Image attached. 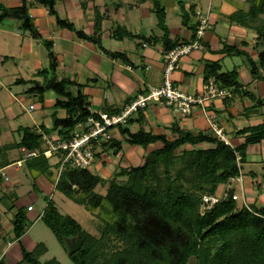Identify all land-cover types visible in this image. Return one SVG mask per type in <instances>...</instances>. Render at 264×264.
Segmentation results:
<instances>
[{"label": "trees", "instance_id": "trees-1", "mask_svg": "<svg viewBox=\"0 0 264 264\" xmlns=\"http://www.w3.org/2000/svg\"><path fill=\"white\" fill-rule=\"evenodd\" d=\"M20 1L19 7H6L0 2V24L9 17L18 19L21 22L20 30L28 31L32 39L41 42L45 48L49 70L43 69L36 73L37 77L44 78V82L41 84L23 79L14 82V85H30L25 93L36 94L38 101L43 103L44 85L47 79L55 74L57 60L52 42L43 40L32 24L26 6L27 0ZM58 1L63 0L33 2L36 6L45 8L61 29L75 33L79 40L96 44L108 58L122 60L131 65L126 54L111 52L101 47V23L104 16L101 17L99 9H92L93 31L91 34H85L72 22L59 17L55 9ZM87 2L83 0L80 3L83 12L86 11ZM246 3V9L237 8L226 18L231 24L254 34L255 39L251 46L257 60L248 58L244 51L249 41H242L238 45H227L223 42L218 53L246 57L250 73L255 79L264 82V0H246ZM156 7L157 11L164 12L160 4ZM190 9L193 11L192 16H196L195 8L190 6ZM25 14L28 15L27 19L21 20L20 17ZM183 22L191 31L188 40L171 38L164 23L159 24L163 27V35L150 37L152 43L161 45L162 57L178 46L194 41L201 44L202 38L197 39L196 35L198 20L189 24L188 20L183 18ZM110 31L111 38L117 41L124 38L138 39L125 27L111 28ZM144 44L140 41L136 47ZM7 59L5 57L2 62ZM203 63L204 82L213 78L221 89H234L235 94L242 93L243 98L254 97L248 93L243 94V86L238 82L236 70L222 72L218 62ZM69 86L77 88L76 94H72ZM80 86L69 79L54 81L50 88L57 95L53 107L65 110V117L57 118L53 114L50 129L43 125L38 131L22 127L19 131L20 141L0 149V155L14 148H24L25 152L39 151L36 157L24 160L32 176L43 175L50 181L52 179L55 189L68 199L89 212L99 210L104 215H97L100 220L97 227L99 236L95 237L82 232L77 221L60 214L51 200L46 203L39 218L60 243L66 247V239L77 235L81 237V248L69 255L74 264H188L191 259L195 264H264V206L249 207L245 204L238 208L234 198L235 189L233 186L229 187L231 181L239 176L243 175L252 181L256 178L254 173L242 174V169L246 163L248 148L264 141V122L249 124L236 130L235 135L243 136L244 141L231 147L218 139L209 128L194 132L172 124L168 129L171 135L154 134L151 130L144 129L143 110H139L127 119L124 126L118 125L115 128L118 129L119 135L127 137L126 141L132 146L147 148L159 143L161 147H154L147 154L154 158L153 163L118 167L112 174V179H104L93 174L90 169L76 170L65 166L56 178L54 169H58L64 154L56 153L57 161L50 164L49 159L43 155V137L55 132L59 140H69L77 126L94 115L90 111L89 99L80 91ZM234 92H229L230 97L222 102H228ZM138 93L144 94L142 91ZM257 103L264 104V99ZM212 105L213 103L207 107L209 112H214ZM103 110L108 114L121 112L119 108L105 107ZM136 123L139 128L131 132L130 126ZM205 144L208 146L205 147ZM185 146H190V149H185ZM120 148L121 142L111 135L108 141L100 145V152L96 153V157H100L101 153L109 149L117 153ZM180 149L181 153L177 154L176 151ZM9 164L7 160H0V169ZM123 177L126 179L122 182L116 180ZM106 185L104 195L95 190L98 186ZM222 185L228 186L229 189L217 203L207 208L203 204V197L214 196ZM256 185L259 187V184ZM25 219L21 211L16 212L12 219L15 240H19L27 231ZM46 252L47 248L42 243L37 244L31 252L22 247L21 259L17 264H60L54 260L40 262L39 257ZM0 264L6 263L0 260Z\"/></svg>", "mask_w": 264, "mask_h": 264}, {"label": "rangeland", "instance_id": "rangeland-1", "mask_svg": "<svg viewBox=\"0 0 264 264\" xmlns=\"http://www.w3.org/2000/svg\"><path fill=\"white\" fill-rule=\"evenodd\" d=\"M17 1V2H16ZM83 0H67L66 3L63 1H58L56 3L55 9L57 13L59 14V17L62 19H66L77 27L78 30H83V25L86 26L84 19H79V15H85L84 12H82V8H79L80 3ZM86 9H88V16L87 18H91V21L93 20V11L92 9H99L100 15L108 17H111L110 23H101L103 24V27L105 29V26H109L111 28L115 27H125L128 32L143 35H148L147 37L152 36H158L161 37L164 33L163 27L159 25L160 23H164V26H166V29L171 32L172 34H182L185 31L190 33V29L184 26L183 18H186L189 22V24L193 23V11H191L190 6L193 5V3L198 4V8L203 9L204 14L207 11L209 1L208 0H201L198 2V0H87ZM216 0H213L210 4L212 9H216L219 4L215 2ZM0 2L7 7L17 6L20 5L21 1L18 0H0ZM69 4V5H67ZM70 4H72L70 6ZM160 4L161 7L164 9V12L157 11L156 5ZM196 6V7H197ZM195 8V6L193 5ZM42 8L43 11L45 8ZM84 8V6H83ZM196 13V12H195ZM39 15V13H38ZM78 17V18H76ZM198 17V16H197ZM9 20V21H7ZM42 20L41 17L37 18V21ZM52 22L54 18H51ZM32 24L34 25L33 20ZM208 22V21H207ZM40 23V22H39ZM5 26L7 25H16L18 27L21 26V22L18 19L15 18H6L3 22ZM41 23V25H43ZM110 24V25H109ZM209 25V23H208ZM36 27V24L34 25ZM47 31L48 34L51 33V36L54 35V38L52 39L56 46H59L60 43V36H59V29L54 23H49L48 21L45 22V26H43ZM185 28V29H184ZM21 32L24 33V37H28L31 39V41L34 44V49L39 50L45 48L41 44V42L32 39L30 33L28 31L21 30ZM219 34H221V30L218 31ZM251 33V32H249ZM48 34L43 36V40H49ZM111 34L110 30H107V35H103V41L102 45L106 49H111L113 51H118L123 54H126L129 60L132 63H137V54L136 50L134 48L135 43H140L141 40L133 39V38H124L122 41H117L109 37ZM205 32L203 33L204 36ZM252 34V33H251ZM226 35V33L224 34ZM154 36V37H155ZM202 36V37H203ZM22 37H14V35H9L8 33H4L2 30H0V60H3L5 57L8 59L6 62L0 64V77H3L4 75L5 80H3L1 87H5L8 84H11L10 81H14L15 78H23L25 80L34 79L31 75L34 71V67L36 66V71H42L43 69L49 70V60L48 64L44 65V61L40 62L42 63L41 67H39V61L37 62H26L25 66L23 65L24 59L23 54L20 55L19 53V46L18 43L21 40ZM247 40V38H246ZM52 42V41H51ZM88 47H92L93 43H87ZM159 43L149 44L147 45L148 50H152L157 54L158 60L161 58V54L157 51V47H159ZM251 42H248V48L247 51L250 54V57L253 58L254 61L257 60V56L255 55L252 50ZM95 47H93L95 50H99L100 48L94 44ZM57 47H54L53 52L58 49ZM57 48V49H55ZM193 50L192 52H194ZM91 55V52H87ZM99 53V52H98ZM155 53H153V57H156ZM87 55V56H90ZM106 56V55H104ZM186 56H183L180 58L183 59ZM42 60H45L44 56L41 57ZM44 58V59H43ZM47 60L45 61V63ZM160 62V61H159ZM208 62H214V61H208ZM218 62L221 65V71L222 72H230L232 70H236L238 72V82L240 85L243 86V94L248 93L251 94V97L253 98H243L242 93L235 94L234 89H228V92H234L233 99L238 103L237 105L240 106L238 108L236 106V109L238 110V117H233L227 122L226 131L229 134L230 139H236L238 141H244L243 136H237L231 133V124L233 123L235 126H239L244 123L248 126V123L251 124H258L264 122V104L259 105L257 102L264 98V96H260L259 94V82H262L261 80L255 79L253 75L249 71V64L247 61V58L244 56H224L223 60L221 61H215ZM117 65H125L126 63L122 60H116ZM35 65V66H34ZM24 67H28L27 70H24ZM27 72V73H26ZM26 73V74H25ZM36 73V72H35ZM57 76L61 74L62 72L60 70H56ZM126 74H130L131 72ZM140 72L137 73L139 75ZM87 75V74H86ZM52 76V75H51ZM51 76L49 78H51ZM195 76H198V74H195ZM68 77V75L66 76ZM89 84L88 85H94V88L97 89V92H100V95L98 98L102 100H105L108 105V107L117 105L121 106L122 100L125 99V97L128 95H125L120 89L117 88V83L113 81L111 78H107L106 80H99L97 84L94 82H91L93 77L89 76ZM35 78L39 79V82L42 84L44 82V78L42 76ZM48 78V79H49ZM114 78H117L114 77ZM47 79V80H48ZM87 82V81H86ZM85 82V83H86ZM94 83V84H93ZM264 83V82H263ZM81 85L79 87L80 91L84 93V88ZM30 86H20V85H14L12 87V97L15 95L18 96L16 99V103L11 106L12 113L14 114V118L10 117L8 109L4 106L0 105V130L5 131L8 129V127L12 128V126H23V127H30L32 126L31 118L39 117V112L45 113L44 115L49 116L50 111L53 107V103L55 102V99L57 97L56 93L54 91H47L45 93V102L40 103L38 101V96L32 92L25 93ZM183 86H180L179 89L183 90ZM69 90L72 92V94H76L77 88L69 86ZM185 91V90H184ZM138 93H135V95ZM87 95V94H85ZM129 96V95H128ZM88 97V96H87ZM97 97V95H96ZM11 100V103L13 104V100L8 97ZM88 99H90L88 97ZM216 102V101H215ZM214 102V103H215ZM32 105L35 107V112H27V107L29 105ZM91 108V107H90ZM221 108V107H220ZM104 109V106H103ZM163 114L165 118H169L170 120V126L172 124L177 125L181 129H188L193 130L192 127V119H180V116L177 115L172 108H164ZM196 110V109H194ZM213 114V112H209L206 108L205 114ZM202 114V113H200ZM258 114H262L258 119L256 118ZM31 117V118H30ZM196 120L194 122H197L198 124H202L205 121V118L203 115H198L195 117ZM207 119V118H206ZM220 125V124H219ZM190 127V128H189ZM139 126H130V131L135 132ZM145 130H148L146 127H144ZM152 129V128H151ZM157 129V128H156ZM169 128L165 129L164 135L169 136L171 135ZM222 129V128H221ZM158 131H160L158 129ZM155 130V132H158ZM199 130H196V132ZM209 131H212L211 129ZM112 137L117 139L121 142V148L119 152L115 153L113 150L109 149L106 150L104 153H101L100 157H97L96 162L92 165L90 171L93 174H96L104 179H112L113 173L117 170L119 167H129V166H139L143 164L146 160L147 154H149L153 148H159L161 145L155 144L154 146L151 145L147 148L138 147V146H132L130 145L126 139V136L119 135L117 128H112L110 130ZM213 132V131H212ZM54 133V132H52ZM223 133V130H222ZM222 133L220 135H222ZM19 134L14 133V139L18 141V138L20 137ZM223 136V135H222ZM225 136V135H224ZM223 136V139L226 138ZM227 140V139H226ZM228 144L230 143L229 140L227 141ZM203 146V145H201ZM205 147L208 146V144L204 145ZM185 149H190V146H185ZM181 149L176 151L177 154L181 153ZM54 173L56 174V169H54ZM247 173H254L256 174V178L253 180V184H251L247 181L248 188H251L253 192L255 193V197H250V192L246 194L247 200H245L244 196L241 195V192L239 190L240 181L243 180L242 177H238L236 179H233L231 181V184L229 187L233 186L235 191L238 192V195L234 193L235 200H237V207L240 208L242 205H247L249 207H263L264 206V141L253 144L249 147L248 156L246 159V163L243 164L242 174ZM20 179L22 180V183L20 185H17V193L19 194L17 197L19 198H12V196H8V192H4V190L0 191V219L1 221L7 220V219H13L16 212L21 211L23 215L25 216V226L26 230L29 229V233L27 234L28 242H24V249L28 252H31L35 248V246L39 243L44 244V246L47 248V252L39 257L40 262H45L49 260H54L56 262H59L60 264H74L69 255L67 254L66 247L64 244L60 243V241L56 238V236L45 226V224L41 221L39 216L41 215L44 207L46 206V203L48 201H52L56 208L58 209L59 213L68 216L72 218L73 220L77 221L79 225L81 226L82 232L85 234H91L95 237L99 236L98 232V225L100 224V220L97 215L103 216L99 212V210H96L94 212H89L84 209V207L74 203L70 199H68L63 193L59 192L55 189V184L47 179V177H44L43 175L35 177L26 174L25 171L20 170L19 171ZM55 176V175H54ZM241 178V179H239ZM126 178H117L116 180L119 182L124 181ZM21 182V181H20ZM259 184V187L256 185ZM106 187H97L95 190L104 195L106 192ZM228 186L222 185L218 188L215 196L218 198H222L226 191L229 189ZM17 200H16V199ZM256 198V199H255ZM16 201V202H15ZM15 203V204H14ZM31 205V207L34 209L32 212L27 211V206ZM15 206V207H14ZM11 241L15 242L8 251L2 257L3 262L6 264H17L18 261L21 259V248L22 245L20 243H17L15 241L14 235L12 234L9 236ZM30 245L26 247L27 245ZM0 246L2 249H5L6 242L3 239H0ZM188 264H195V261L191 259Z\"/></svg>", "mask_w": 264, "mask_h": 264}, {"label": "crops", "instance_id": "crops-1", "mask_svg": "<svg viewBox=\"0 0 264 264\" xmlns=\"http://www.w3.org/2000/svg\"><path fill=\"white\" fill-rule=\"evenodd\" d=\"M33 1L34 0L26 1V6L28 8V15L32 18L34 25L36 24V29L40 33L41 37H43L48 34V31L43 27L45 26V22L48 21L49 23H54L56 25L55 19L52 22L51 18H54V17L48 15L46 9L43 11L42 8H39L38 6H36ZM66 1L67 0H64V3H66ZM200 1L201 0H198V2ZM208 1H209V4H208L209 6L205 14H204L203 9L198 8L197 6L198 4L193 3V5L195 6V12H196V16H194L192 20L193 23L197 21L198 15L205 16L209 23L208 28L205 31V34L201 39V47L198 50L191 52L185 58L179 60L178 68L170 76V79L172 83L175 85V87H177L179 91L185 94H194L201 89L204 83L203 81L204 63L203 62H208V61L215 62L218 60L219 61L223 60L225 55L218 53V51L222 48L223 42L227 45H238L242 41H249L253 45L254 39H255V36L253 33L251 34L245 29L237 25L231 24L226 18L227 16L234 13L237 8L246 9L247 8L246 0H216L215 2L219 4V6H217L216 9H212L210 6L213 0H208ZM71 5L72 4H70V6ZM19 6L20 5L12 6V7H19ZM79 8H80V5H79ZM86 10L87 11L84 12L85 13L84 17L81 13V15H79V18L78 17L76 18H78V20L84 19L86 26L83 25L84 29L82 31L85 34H91L93 31V21H91V18H87L89 17L87 15L89 11L88 9ZM40 17L42 20L37 21V18H40ZM110 19L111 17L107 18V16H105V19H103L102 23L103 24L107 22L110 23ZM3 22L0 24V30H2L4 33H8L9 35H14V37H22L18 43V46L20 48L19 49L20 55L23 54V59H24L23 65L24 66L26 62L35 63L39 61V67H41L42 63L40 62V59L41 61H44V65L48 64L46 50L39 49L35 51L34 44L31 41V39H29L28 37H24V33L21 32L18 26L16 25L5 26ZM43 22L44 24L41 25V23ZM103 24H102V32H103L102 41H103V35H107V30H111V27L109 26H105V29H104ZM220 30H221V34H219L218 32ZM225 33L226 35H224ZM141 35L142 34H137L135 36H137L139 39V36ZM59 36L61 39H60L59 46L57 47L56 43L52 40L54 38V35L51 36V33L48 34L49 41H52L53 49L54 47L58 48V49L55 48L57 49L56 52L54 51V54L57 60V67L55 69V74H54L56 76L55 81H60L62 79H69L70 81L75 82L78 85H83L82 87H85L83 89L84 93L87 94V96L90 98L89 99L90 107H91L90 111L92 113H95L98 111L105 112L103 110V106L105 108V107H108V105H106L107 103L105 102V100L101 101V99L98 98L100 95V92L99 91L97 92V89L94 88V85H88L89 84L88 81L90 78L89 76L93 77L90 80H92L91 82H94L95 84H97L100 79L106 80L107 78H111L113 79L114 82L117 83V88L120 89V91L125 93V95L127 94L129 95V96L127 95L125 99L122 100L121 106L114 105V106L109 107L112 109L119 108L120 110H122L128 104L127 102L128 99L131 100L132 98H135L138 95L142 94V93H138V91L139 92L142 91L143 93H146L150 88H158L162 85V81H163L162 56H160L161 58H159L158 60L157 54L154 51L147 49L148 48L147 45H149L148 43H145L144 45H141L140 47H136L137 43L134 44V48L136 50V54L138 58L136 60L138 63L137 66H135L136 62L132 63L131 61H130L131 65L125 64L123 66V65H117L116 60H112L108 58L107 56H104V53L102 52L101 49L100 51L95 50L93 48L95 47L94 44L92 47H88L87 43H90V42L79 40L76 37L75 33L70 32L67 29L60 28ZM143 36L147 37L148 35H143ZM109 37H111V34L109 35ZM170 37L171 38L179 37L184 40H188L190 38V33L185 31L182 34H177V33L172 34L170 32ZM148 38H150V36ZM102 41H101V47H104L102 45ZM158 46L159 47H157V51L161 54L162 47L161 45H158ZM247 48H245L244 51L247 54V56L250 57V54L247 51ZM106 50L115 52L111 49H106ZM87 52H91V55L88 54ZM153 53H155L156 57H153ZM87 55H90V56H87ZM255 55L256 54L254 53V57ZM43 56L45 60H42L41 57ZM250 59L253 60V58H250ZM46 60L47 62L45 63ZM1 62L2 60H0V64ZM27 68L28 67H24V70H27ZM34 68L35 69L31 74L34 79H30V80L39 82V79L35 78L36 73L38 72L39 69H37L36 71V66ZM57 69L62 72L61 74H59V76H57V73H56ZM125 72L127 73L131 72V73L126 74ZM138 72H140L139 75H137ZM195 74H198V76H195ZM67 75L68 77H66ZM2 76L3 77H0V84H2L3 80H5L4 75ZM116 76L117 78H114ZM17 79H23V78H15L14 81H10L11 84H8L6 86L7 88L6 90L4 89L5 87H1L0 85V105L8 109L7 111L9 112L8 114H10L11 118L15 117L14 114L12 113L11 106L16 103V99L18 98L17 95H15L14 97H12L11 95L12 87L14 86V82ZM25 81H28V80H25ZM258 84H259V94L260 96H264V83L259 82ZM19 85L22 86V84H19ZM23 86H26V85H23ZM27 86H30V85H27ZM180 86L184 87V88L182 87L183 90L179 89ZM46 92L47 91H45V93ZM135 93H138V94L135 95ZM8 97H10L13 100V104L11 103V100ZM222 101L217 100L215 103H213L212 106H213L214 112L212 115L216 116L217 125L219 128H222L223 134L225 135L227 141L229 140L230 142L229 145L231 147H235L239 145L242 141L229 138L230 133L226 131L227 123L225 122H227L233 117L239 116L238 110L240 109L238 110L236 109V106L238 107L239 105H237L238 103L234 101L233 97L226 103ZM44 102H45V94H44ZM30 106L32 105L30 104L27 107L26 111L29 113L35 112L34 106L32 110H29ZM164 108H166V106L160 102H151L147 106V108L143 110L145 127L148 130H151L154 134H164L166 132L165 129L170 127L171 122L169 118H165V116L162 115L163 111L165 110ZM238 108H240V106ZM218 112H220V114H218ZM200 113L201 111L196 109L189 116L185 118H180V119H192L193 120V122L191 123L192 124L191 128L193 130L191 131L196 132V130L208 129L209 122L205 118V116ZM44 114L45 113L43 112H39V117H37V119L30 117L31 123H32V126H30V128H33L34 130L38 131L40 130V126L43 125L46 129H50L52 127V115L55 114L57 118H64L66 115V112L63 109H58V108L55 109L54 107H52L49 113L50 114L49 116L51 117H47V115H44ZM198 115L204 116L205 118L204 123L198 124L197 122H194V120H196L195 117H197ZM260 116H262V114H258L256 118L258 119ZM230 124H231L230 125L231 130H232L231 133L234 135H235L234 132L236 130L247 127L244 121L238 127L235 126L233 123H230ZM249 124L251 123L249 122L248 125ZM133 126H138V124L136 123ZM22 127L23 126H12V128L8 127V129L3 132L2 130H0V149L5 145L18 143L21 139V134L19 133V131ZM158 129L160 131H158ZM155 130L158 132H155ZM14 133H17L20 135V137L18 138V141L14 139ZM45 137L47 138L48 141L52 143H57L61 141L59 140L57 133L55 132L52 133L51 135H45ZM42 142L43 143L41 147L44 150L47 149L48 146L46 145L44 140ZM22 149L23 148L8 149L4 151L2 155H0L1 161L7 160L8 163L10 162L9 165L0 169V191L4 190V192L12 193V195L8 194V196H12V198L14 197L19 198L17 197L19 194L16 192L17 185L22 186L21 185L22 180L20 179L19 171L23 170L25 171V175L28 174L31 176V171L25 166L26 160L22 162L21 167H17L15 165L17 161L22 160V155H23ZM248 151H249V148H248ZM48 159H49L50 164H54L57 161L55 153L52 158H48ZM240 177H242L243 179L240 181V185H239V190L241 192V195L244 196L245 200H247L246 194L249 192L251 194L250 197H253V196L255 197V193L253 192L251 188H248V184L246 183L248 181L251 187V184H253V181L250 178L245 177L243 175ZM236 194L238 195L237 191H235V195ZM29 206L31 205H28L26 208L28 209ZM32 211H29V212H32ZM29 229H27L25 234L19 240H15L17 243H20L22 247L25 246L24 242H28L27 234L29 233ZM11 234L13 236L12 219L9 218L3 221H1L0 219V239H3L6 242L5 249H2L0 246V260H2V257H4L6 253H8L7 250L12 248L13 244L15 243L11 241V239L9 238ZM28 246L30 245L28 244L26 247Z\"/></svg>", "mask_w": 264, "mask_h": 264}, {"label": "built area", "instance_id": "built-area-1", "mask_svg": "<svg viewBox=\"0 0 264 264\" xmlns=\"http://www.w3.org/2000/svg\"><path fill=\"white\" fill-rule=\"evenodd\" d=\"M199 26L196 31L197 39H201L203 33L208 27V20L205 16L198 15ZM201 44L198 41L178 46L162 57L163 63V81L158 88H150L146 93L138 95L130 101L118 114H108L98 111L93 113L87 121L79 124L69 140H61L52 143L44 136L43 140L48 146L43 151L46 158H52L54 153L61 152L63 157L56 170V178L59 177L65 166L76 170H85L92 167L96 162V153L100 152V145L111 137L110 130L118 125L124 126L129 117L136 114L139 110H144L151 102H160L168 108L185 118L189 116L194 109H198L207 118L209 128L216 137L228 144L222 129L217 125V118L212 114H205V110L215 101H222L230 97L228 91L221 89L213 78H209L203 83L201 89L194 94H185L177 89L172 83L170 76L178 68V62L181 57L189 55L193 50H198ZM32 106L29 110H32ZM222 133V135H220ZM225 137V136H224ZM229 145V144H228ZM23 152L24 148L22 149ZM39 155V151L25 152L24 158L17 161L15 165L21 167L24 160L31 159ZM235 198V197H234ZM220 198L214 196L203 197V204L210 208L217 203ZM31 206L28 211H32Z\"/></svg>", "mask_w": 264, "mask_h": 264}, {"label": "water", "instance_id": "water-1", "mask_svg": "<svg viewBox=\"0 0 264 264\" xmlns=\"http://www.w3.org/2000/svg\"><path fill=\"white\" fill-rule=\"evenodd\" d=\"M27 17H28V15L25 14V15L21 16L20 19L26 20ZM139 39L141 41H143L144 43H148V44L152 43L151 39L146 37V36H139ZM55 80H56V76L53 74L51 76V78H49L47 80V82L45 83L44 90L49 91ZM148 162H150V163L154 162V158L151 155L146 157L145 163H148ZM65 244H66L67 254L71 255V254L77 252L81 248L82 240H81V237L79 235H77L74 238L66 239Z\"/></svg>", "mask_w": 264, "mask_h": 264}]
</instances>
